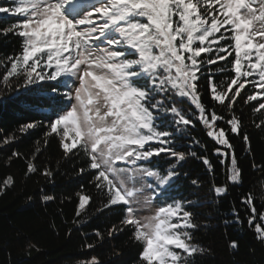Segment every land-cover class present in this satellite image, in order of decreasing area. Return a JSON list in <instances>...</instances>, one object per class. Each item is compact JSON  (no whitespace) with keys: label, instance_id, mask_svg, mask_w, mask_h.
Listing matches in <instances>:
<instances>
[{"label":"snow or ice","instance_id":"snow-or-ice-1","mask_svg":"<svg viewBox=\"0 0 264 264\" xmlns=\"http://www.w3.org/2000/svg\"><path fill=\"white\" fill-rule=\"evenodd\" d=\"M0 24V36L19 42L17 53L0 59V106L44 113L16 131L31 135L41 129L45 147L58 138L64 159L85 160L77 174H90L107 198L104 207L123 214L109 238L130 230L141 245L140 264H196L198 254L210 251L195 242L200 225L190 207L200 205L178 196L177 185L187 177L181 170L190 157L209 174L215 166L190 129L199 121L216 145L213 155L228 183L241 185L231 140L240 139L249 154L251 145L235 113L237 98L258 102L256 127L264 126V0H0ZM205 92L214 102L208 106ZM17 138L9 134L0 144ZM185 139L187 151L177 147ZM40 144L26 175L38 170L32 161ZM257 168L264 165L253 164ZM41 175L51 180L54 172L45 167ZM11 182L9 177L4 184ZM191 183L199 187L198 180ZM212 190L220 199L229 188L213 184ZM78 197L79 217L90 197ZM241 203L251 212V226L257 217L253 195ZM232 216L233 223H243L236 208ZM254 230L264 244V224ZM95 235L103 241L99 231ZM95 246L87 240L83 245ZM229 247L238 250L239 244L234 240ZM78 264L101 261L92 256Z\"/></svg>","mask_w":264,"mask_h":264},{"label":"trees","instance_id":"trees-1","mask_svg":"<svg viewBox=\"0 0 264 264\" xmlns=\"http://www.w3.org/2000/svg\"><path fill=\"white\" fill-rule=\"evenodd\" d=\"M18 51L17 38L0 36V59ZM2 75L3 68H0ZM250 88V85L246 86L241 95ZM8 95L6 93L4 99ZM237 99L235 113L241 120L243 131L248 133L251 145L249 154L240 139L233 137L231 140L242 169L241 185L228 183L226 169L213 155L216 145L206 136V129L199 121H195L196 127L190 129L192 135L206 145L203 154L215 166L214 174H209L202 161L190 157L181 170L187 173V177L182 175L177 185L178 196L200 205L190 207L200 225L195 232V242L210 251L198 254L196 264H264V244L257 240L254 230L256 223L264 224L259 220V213L264 212V170L253 169V164L264 165V126L256 127L261 114L254 113L253 107L258 102L243 104ZM203 102L206 106L214 103L210 102L206 92ZM215 111L221 114V106L216 104ZM223 114L228 116L226 112ZM43 117L42 111H24L18 105L0 106V141L13 133L18 137L8 145L0 144V264H78V261L92 256L97 257L101 264H140L141 245L131 238L130 230L109 238L108 230L119 224L123 214L116 210V206L104 207L107 198L90 182V174H77L85 160L82 157L64 159L58 138H49L45 147L41 129L33 130L31 135H21L16 131L21 124ZM218 123L222 125L223 121ZM38 140L41 141V151L32 161L38 170L26 175L27 163L35 153ZM177 147L187 151L188 139L181 140ZM13 152L19 155L13 156ZM161 164L166 165V161L161 160ZM45 167L54 172L51 180L41 175ZM9 177L12 182L5 185L4 181ZM193 179L199 181V187L192 185ZM213 184H227V196L217 199ZM78 193L90 197L79 217L76 215ZM249 193L253 195L257 208V217L251 226L248 224L251 212L241 203L242 197ZM43 194L54 199L45 202L41 199ZM233 208L238 210L242 224L232 222ZM225 220L229 223L226 224ZM96 231L103 235V241L98 240ZM86 240L95 243V248H84ZM234 240L239 244L238 250L229 247Z\"/></svg>","mask_w":264,"mask_h":264}]
</instances>
